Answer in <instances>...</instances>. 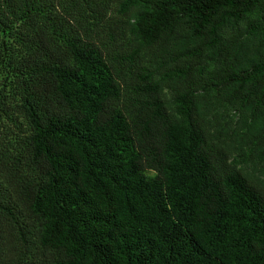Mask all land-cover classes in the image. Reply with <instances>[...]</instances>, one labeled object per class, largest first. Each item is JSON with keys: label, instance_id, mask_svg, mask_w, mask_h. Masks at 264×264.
<instances>
[{"label": "trees", "instance_id": "16d2710c", "mask_svg": "<svg viewBox=\"0 0 264 264\" xmlns=\"http://www.w3.org/2000/svg\"><path fill=\"white\" fill-rule=\"evenodd\" d=\"M0 116V264H264V0H0Z\"/></svg>", "mask_w": 264, "mask_h": 264}, {"label": "rangeland", "instance_id": "374dc122", "mask_svg": "<svg viewBox=\"0 0 264 264\" xmlns=\"http://www.w3.org/2000/svg\"><path fill=\"white\" fill-rule=\"evenodd\" d=\"M17 119L21 120L22 118L18 116ZM23 127L24 126L17 127L14 123L8 122L0 116V149L3 147H10V144L15 140L14 137L21 133ZM3 236L8 239L10 237V230L8 225L3 220H0V239H4ZM11 239L10 237V240ZM17 242L18 240L16 243Z\"/></svg>", "mask_w": 264, "mask_h": 264}]
</instances>
